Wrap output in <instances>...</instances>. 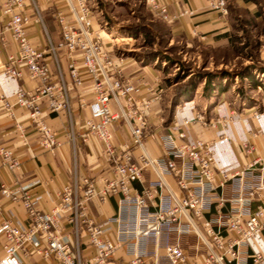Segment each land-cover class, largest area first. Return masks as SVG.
<instances>
[{
    "label": "built area",
    "instance_id": "obj_1",
    "mask_svg": "<svg viewBox=\"0 0 264 264\" xmlns=\"http://www.w3.org/2000/svg\"><path fill=\"white\" fill-rule=\"evenodd\" d=\"M1 1L10 15L7 28L18 54L10 57L8 64H3L0 57V72L19 78L24 66L32 79L41 81L34 92L19 89L15 96V105L29 112L40 131L41 145L49 150L61 145L55 130L42 119L43 111L37 104L41 97L49 98V111H67L72 124L69 89L58 56V50H64L73 83L81 85L84 75L93 82L91 117L84 121L82 137L95 135L101 141L103 156L112 169L110 178H101V189L88 177H75L73 184L62 188L59 201L48 211L38 206L41 196H33L29 186L20 188L19 199L2 185L0 191L21 201L27 214L25 222L13 225L7 221L0 228L6 237V259L23 264L25 258L37 254L56 264H108L118 250H123L128 264H264V253L257 247L258 239L264 235V155L255 156L239 169L217 168L214 140H190L184 128L188 121L173 120L166 132L157 133L161 154L152 156L146 148L145 135L151 126L149 112L162 100V89L153 90L152 97L137 96L141 89L124 76L123 56H113L104 47L103 36L94 30L88 0L70 4L71 19L63 12L56 13L62 41L58 48L50 41L45 49L33 47L27 37L26 26L31 21L24 12V0ZM169 2L145 0L150 12L167 23L192 15L186 11L172 16ZM205 2L211 11L228 15L227 0ZM77 52L79 60L73 57ZM48 54L58 66L56 81L45 59ZM194 117L205 122L199 111ZM120 118L130 125L131 140L118 146L110 126ZM228 119L220 117L219 121ZM70 134L74 140L72 126ZM135 148L141 149L137 158L133 155ZM238 149L244 153L255 150L248 140L239 143ZM0 153L9 167H19L9 147L0 148ZM149 168L157 178L146 182L144 173ZM169 177L175 180L177 191L167 182ZM111 197H117L114 216L96 222L87 213L88 202ZM83 226L93 250L88 262H83L80 249ZM183 234L195 239V255L172 241L173 236Z\"/></svg>",
    "mask_w": 264,
    "mask_h": 264
},
{
    "label": "crops",
    "instance_id": "obj_2",
    "mask_svg": "<svg viewBox=\"0 0 264 264\" xmlns=\"http://www.w3.org/2000/svg\"><path fill=\"white\" fill-rule=\"evenodd\" d=\"M40 12L42 22L38 19L33 8L32 0H24V12L30 18L31 23L26 26L27 37L33 47L45 49L51 41L58 48L62 36L55 20L57 12H63L71 19L70 4L75 0H34ZM107 1V0H105ZM228 4L249 9L254 12L256 18L260 17L258 6L251 0H227ZM169 13L177 16L180 12L191 11L192 15H184L173 18L168 24L174 38H182L188 42H200L213 48L229 45L232 36L230 15L224 16L211 11L205 0H170ZM92 24L94 30L105 34L103 44L115 57L123 56V74L131 79L134 85L141 91L140 98L152 97V91L160 87L162 100L156 102L149 112L151 126L146 130L145 145L152 156L161 154L156 135L167 131L164 119V87L158 69L153 65H144L133 55H125V49H121V42L115 40L109 31L101 30L102 10L93 11ZM96 12V13H95ZM10 15L5 13L3 1L0 0V57L3 64H8L9 58L17 56L18 46L12 39L7 26ZM103 36V35H102ZM104 38V36H103ZM60 69L69 89L71 102L72 124L69 121L67 111L58 113L49 111V98L41 97L37 104L42 109V119L56 132L61 145L49 150L41 145V134L34 121L29 117V112L15 105V96L19 89L26 92H34L41 86V81L32 79L30 72L24 66L21 67L22 76L12 78L0 72V148L9 147L19 161V167L11 168L3 162L0 153V190L2 185L11 190L20 199V188L29 186L33 196H41L38 206L44 210H51L60 199V191L65 185L73 184L75 177L79 180L88 177L94 182L97 189L103 187L101 178H110L112 169L103 156V145L95 136L88 139L82 137L84 133V121L91 117L89 105L94 100L93 82L87 75L83 76V83L79 86L73 83L68 69V57L64 50H58ZM77 60L80 54L73 55ZM46 61L53 80H57L59 70L51 56L46 55ZM80 65V64H78ZM233 85L229 87L225 82L218 84L217 97L201 107V100L195 97L193 101L183 102L177 107L174 121L183 123L188 138L213 139V150L217 168L239 169L257 155H264V100L260 105H249L241 102ZM200 99H202L200 97ZM10 103V105H6ZM256 102V101H255ZM198 104V105H197ZM117 109V106L113 104ZM198 107V108H197ZM205 122L196 120L194 115L198 109ZM262 109V111L260 110ZM220 117H228L226 122L219 121ZM18 124L21 127H18ZM71 126L75 133V139H71ZM113 142L116 145L129 143L131 140L130 125L120 118L111 126ZM256 133V135H254ZM248 140L254 144V152L244 153L238 149V144ZM141 149L135 148L133 155L137 158ZM145 181L156 180L152 169L145 170ZM167 182L177 191L175 180L167 178ZM226 193H229L227 189ZM117 209V197L100 201L90 200L87 204V213L96 222H103L114 216ZM26 210L19 200L6 197L0 191V228L4 222L15 225L25 222ZM70 228V225H66ZM83 231L80 238V249L83 262L92 258L93 250L88 244V235ZM195 240L193 237H191ZM6 237L0 233V264H18L14 260L6 259L4 245ZM257 247L264 253V235L258 239ZM186 249V248H185ZM188 250V249H187ZM189 251V250H188ZM23 264H56L54 261L43 260L39 255L32 254L25 258ZM108 264H128V258L123 250H118L109 260Z\"/></svg>",
    "mask_w": 264,
    "mask_h": 264
},
{
    "label": "rangeland",
    "instance_id": "obj_3",
    "mask_svg": "<svg viewBox=\"0 0 264 264\" xmlns=\"http://www.w3.org/2000/svg\"><path fill=\"white\" fill-rule=\"evenodd\" d=\"M260 1L264 10V0ZM88 4L97 13L98 10L103 11L100 29L109 31L115 40L121 42L125 55L131 54L158 69L164 92L167 91L164 123L174 96L191 79L198 86L195 97L201 100V107L207 105L202 92L204 78L210 73L214 75L215 85L224 82L229 87L236 85L239 98L243 92L248 99L261 106L264 100V11H260L261 16L258 18L249 9L242 8L235 13L234 21L238 30H235L233 50L229 52L222 47L217 49L198 41L174 38L169 34L167 22L151 13L145 0H88ZM102 35L105 40L111 41L104 33ZM223 72L228 75L223 76ZM245 76H252L262 87L253 88V83ZM178 80L180 82L177 84ZM198 111H201L200 107ZM172 241L180 243L190 254L195 255V240L190 236L176 235Z\"/></svg>",
    "mask_w": 264,
    "mask_h": 264
},
{
    "label": "trees",
    "instance_id": "obj_4",
    "mask_svg": "<svg viewBox=\"0 0 264 264\" xmlns=\"http://www.w3.org/2000/svg\"><path fill=\"white\" fill-rule=\"evenodd\" d=\"M251 1L254 2L258 6L259 11H262V12L264 11L262 8V4H261L260 0H251ZM241 9L242 8L237 7L233 4H228L230 22L232 25V36L230 38L229 46L228 47L227 46L222 47V48L229 50V52L233 50V43H234V39H235V35H234L235 30H238V26L236 25V23L234 21V15L237 11H240ZM169 34L172 36L171 31H169ZM220 48L221 47H219L217 49H220ZM235 53H236V51H235ZM139 61H141L144 65L149 64V63H147V64L144 63L140 59H139ZM168 61H170V59ZM163 71H165V68L163 69ZM222 74H223V76L228 75L226 72H223ZM186 77H188V76H186ZM245 77L249 80L250 83H253V85H252L253 88L262 87V84H259L258 82H256L252 76H245ZM213 79H214V75L211 73L206 74V77L204 78L205 82H204V86H203L202 98L205 100V102L207 104H211V102L217 97L218 85L214 84ZM179 82H180V80L177 81V84ZM197 90H198V86H197L194 79L189 80L186 84H184L182 86V88L179 90V92H177V94L174 96L173 100L171 101V106L167 110L168 114L165 115V125L168 126L173 122L174 114H175V111H176L177 107L179 106V104L186 102V101H190V100L195 98ZM240 96H241L240 100L242 102H248L249 105H255L256 104L255 101L248 99L247 96L243 92ZM164 101H166V96L164 98ZM260 110L262 111L261 108H260ZM165 111H166V109H165Z\"/></svg>",
    "mask_w": 264,
    "mask_h": 264
}]
</instances>
